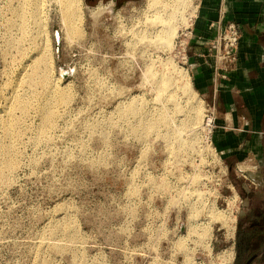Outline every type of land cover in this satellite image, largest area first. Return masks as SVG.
Segmentation results:
<instances>
[{"label":"rangeland","instance_id":"374dc122","mask_svg":"<svg viewBox=\"0 0 264 264\" xmlns=\"http://www.w3.org/2000/svg\"><path fill=\"white\" fill-rule=\"evenodd\" d=\"M39 1L54 83L15 78L24 105L12 130L0 125L13 162L0 156V264H236L237 220L248 212L240 191L254 187L244 177L253 165L223 156L216 110L182 63L199 0H77L72 34L62 0ZM13 7L0 0V86L7 66L15 77L23 69L14 48L7 64L1 52L19 33ZM162 75L172 96L158 89ZM45 108L54 115L40 131Z\"/></svg>","mask_w":264,"mask_h":264},{"label":"crops","instance_id":"0c3cea01","mask_svg":"<svg viewBox=\"0 0 264 264\" xmlns=\"http://www.w3.org/2000/svg\"><path fill=\"white\" fill-rule=\"evenodd\" d=\"M195 18L186 46L191 83L216 110L214 141L223 156L239 169L253 165L244 177L259 185L250 190L246 183L249 189L240 191L241 205L264 213V0H199ZM228 22L240 28L236 60L215 77L209 42ZM254 232L264 264V219Z\"/></svg>","mask_w":264,"mask_h":264},{"label":"bare ground","instance_id":"6f19581e","mask_svg":"<svg viewBox=\"0 0 264 264\" xmlns=\"http://www.w3.org/2000/svg\"><path fill=\"white\" fill-rule=\"evenodd\" d=\"M7 1L10 2L12 0H7ZM16 1H17V6H19V7L18 8H16V7L11 8V17L8 19H10V26L15 27L19 33H18V35L17 34H15V35L9 34L8 36L3 38L2 43H1V52H2V58H3L4 62L7 64L6 46L9 45L10 47L14 48L15 52L17 53L18 59L16 61V65L23 68L22 72L20 71L18 77L17 76L15 77L14 74L10 76L7 73V70L10 71V69H11L8 66L2 70L3 74L6 75V77H7V80H4V82L0 86L1 87V99H2L0 101V112L5 110L4 113H6L7 117L4 118L0 122V125L7 132H9V130L13 129V128L9 129V126L12 125V123H14L15 120H17V117L14 114L15 108H17L21 105H24L22 102L23 100L21 99V95L16 92V79H18V82L20 80H22L23 82L28 81L29 83H31V82H36V79L40 76L38 83L44 82V84H45V82L48 79L46 80V78L42 75L48 74L47 69L50 67V62H51L50 43H49L50 39H49L47 31L45 30L43 24L41 23V16L43 14L42 13V3L39 0H34L33 2H30V0H16ZM150 1L153 4L159 3V0H150ZM76 4H77V0H62V3H61V9H60L61 15H62L61 19H62V23L64 25L65 32L67 34L78 33V30H79L75 24V21L77 22V20L74 21L75 16H76V11H77L76 10L77 7L75 6ZM157 7H158L157 5H154L153 11H154V9L156 10ZM169 16L170 15H168V17ZM161 18L162 17L159 16L160 25L163 24V23H161V21L165 22V20H163V18L162 19ZM28 19H31L32 22L34 23L35 32H33L31 30H26V24H27ZM156 19L158 20V17ZM168 21H169V19H168ZM7 23H9V22H7ZM165 26H164L165 27L164 30H166L165 31L166 33L164 32L165 33L164 35L168 37L167 34H171L173 32H170L171 29L169 28V23L168 24L166 23ZM164 27H162V28H164ZM171 28H172V25H171ZM173 28H172V30H173ZM159 33H161V32H159ZM169 37H170V35H169ZM160 39H161V37H160ZM185 75L186 74H183L182 78H183V80L185 79V81H186L187 78H184ZM48 76H49V74H48ZM162 76L163 77L159 76V78H162V80H159L158 89L161 92L163 90H164V92H167L166 96H172L173 95L172 87H174V85L172 86V82L168 76H165V77H164V75H162ZM170 76H172V75H170ZM49 80H50V82L54 83L53 77L51 78L49 76ZM182 82L183 81H181V83ZM189 86L186 85V82H185V85H184L185 91H186V88L189 89ZM9 88L11 89V93L9 92L10 94L7 95L6 90ZM188 94H190V93H188ZM53 115H54V112L48 108H45L44 110H42V120H41V123L39 124V128H38L40 131H44L46 128L50 127V123L52 122ZM193 121H194V118H193ZM0 156L5 157L6 161H4L2 163L4 167L10 168L13 165V162L9 160L10 159L9 148L6 149V148L0 147ZM2 173H3V169H0V174H2Z\"/></svg>","mask_w":264,"mask_h":264},{"label":"flooded vegetation","instance_id":"af4514ba","mask_svg":"<svg viewBox=\"0 0 264 264\" xmlns=\"http://www.w3.org/2000/svg\"><path fill=\"white\" fill-rule=\"evenodd\" d=\"M258 180L250 181L254 187L250 190L257 189L259 185ZM249 194V192H247ZM257 199L263 197L256 196ZM260 209V208H259ZM264 213L258 212L256 208L248 209L244 216H240L237 220L236 231V247L235 258L236 264H261L259 257L260 253L258 248L261 246L258 237L256 236L255 227L259 225L264 218ZM263 245V244H262Z\"/></svg>","mask_w":264,"mask_h":264},{"label":"built area","instance_id":"2783aa9c","mask_svg":"<svg viewBox=\"0 0 264 264\" xmlns=\"http://www.w3.org/2000/svg\"><path fill=\"white\" fill-rule=\"evenodd\" d=\"M240 38V28L235 22H228L225 27L217 34V37L214 41L211 42L210 49L213 50L214 59H215V77L218 70L228 71L231 65L236 60L237 55V46ZM184 55L182 56V63H187L186 58V42H182ZM220 64H219V63ZM222 77H225V74H220ZM206 125L208 128L213 127V117L214 113L210 107L206 111Z\"/></svg>","mask_w":264,"mask_h":264}]
</instances>
